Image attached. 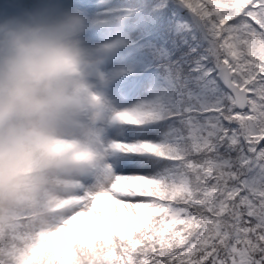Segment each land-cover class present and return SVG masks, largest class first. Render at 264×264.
Wrapping results in <instances>:
<instances>
[{"label":"snow or ice","instance_id":"snow-or-ice-1","mask_svg":"<svg viewBox=\"0 0 264 264\" xmlns=\"http://www.w3.org/2000/svg\"><path fill=\"white\" fill-rule=\"evenodd\" d=\"M185 3L211 28L221 65L231 73L240 95L247 98L249 118L254 112L262 128L244 141L248 148L243 159L236 161L223 153L217 156L228 145L240 148L239 142L228 138L231 130L226 129L209 142L205 159L190 162L185 178L168 181L158 175L160 169L152 156L143 154L170 159L171 149L152 140H130L146 135L149 129L139 127L143 118L138 113L118 112L112 122L137 127L112 130L111 168L100 176L102 189L80 188L76 211L106 222L109 209L100 201L110 196L133 213L151 209L161 214L153 217L155 227L150 230L95 237L100 245L115 240L123 264H264V183L249 185L242 171L254 162L264 168V0ZM233 117L242 118L237 113ZM169 221L179 223L184 231L170 234L168 243L149 236V231L155 235L156 228Z\"/></svg>","mask_w":264,"mask_h":264},{"label":"clouds","instance_id":"clouds-1","mask_svg":"<svg viewBox=\"0 0 264 264\" xmlns=\"http://www.w3.org/2000/svg\"><path fill=\"white\" fill-rule=\"evenodd\" d=\"M98 26L52 4L0 18V217L41 204L67 165L88 174L103 162L115 115L107 65L130 41L92 42Z\"/></svg>","mask_w":264,"mask_h":264},{"label":"rangeland","instance_id":"rangeland-1","mask_svg":"<svg viewBox=\"0 0 264 264\" xmlns=\"http://www.w3.org/2000/svg\"><path fill=\"white\" fill-rule=\"evenodd\" d=\"M127 4H129V2L126 3L124 0H58L57 4L52 5L61 8L76 7L86 12L89 17L93 18L99 26L93 28L87 33L89 40L92 42H102L117 37L132 41L134 39L130 38L129 34L136 29L142 30L138 37L145 33L150 35H147L139 44L133 45L127 49L119 50L107 65V68L114 76L113 82L108 89V95L114 106L115 114L122 111L136 112L143 118V122H151V120L149 121L147 118L149 114H153V118L159 119L166 116L163 113L164 109H170L172 106L177 105L178 98L176 95L179 92L176 84L177 80L169 69L157 67L148 73L141 83V89L137 90L138 86L136 87L135 85V79L128 77L127 70L138 65L145 66L155 61L150 58L151 53L157 48L156 47L153 50L152 46H155L158 42H156L158 34H151L154 28L153 23L157 21L158 18L162 17L166 4L167 8L169 5H173L174 7L175 5L173 0H161L160 3H156L158 6L154 8L158 16H152L153 18L148 20L146 14H143L135 23L125 25L120 31H118L117 28L120 26L109 28L108 24L104 25V23H106L105 19L113 18L115 11L122 5ZM173 14L175 15V13ZM8 15L12 14L6 3H4L3 8H0V18ZM176 16L175 21L172 22H174V27L177 31L191 27L193 24L197 27L196 29H202L203 24L194 12L185 11L184 13H181V15ZM111 31L113 32L112 35L110 33ZM203 35L206 36L205 31L203 32ZM208 38L209 37H206L207 40H209ZM164 41L163 38L161 42L163 43ZM132 51L133 53H130ZM208 52L212 64L207 61L204 62V58L199 59L200 61L198 60L196 62V65L200 67V72L198 73L200 83L205 86V91L208 92V89H211L210 94L213 98L217 97V103L225 98L229 104L235 105L232 94L227 92L217 79L215 64L220 62V60L218 59L215 46H209ZM206 103L207 102L205 101V104ZM237 111L240 113L241 110L239 109ZM146 113L149 114L146 116ZM249 115L250 106L244 116L249 117ZM231 118L232 121L242 120V118L236 119L233 115H231ZM109 127L115 129L117 127L132 128L137 126L111 121ZM139 127L149 129L147 126L139 125ZM253 127L254 126H250V132H253ZM235 135V133H231L230 139H233ZM111 137L112 139L104 145L105 156L102 157L103 162L96 164L97 170L95 171V177L91 182H84L81 187H78L77 184L70 188H49L45 193V206H55V208L62 206L63 208L54 212L51 220L46 224L41 225L40 231L37 229V237L32 236L29 229H25L23 225L18 224L19 231L20 226L23 231H17L18 233H29V235L32 236V239L29 242V253H24L18 258V260L24 258L22 264H82L87 259L84 256V254L87 253V249L91 251L94 250V242L97 243L95 237H111L113 232H128L134 234L136 228L139 226H145L154 216H157L158 214L161 215L159 212H154L151 209L147 212L138 211L136 213L127 209L126 213L124 212L125 216L122 214L118 215V213H116L118 204L115 199L110 196L102 197L100 201L102 206H107L109 209L106 216V222L97 219L92 215H82L81 212L76 211V205L79 203L78 190L80 188L88 186L91 188L102 189L100 176L105 169L111 168L109 160L111 153L109 148L112 144V140L115 138L113 136ZM131 139H147L162 145H167L166 148L171 149L168 154L176 159H174V161H160L154 159L158 163L160 169L158 175L163 179L168 178V181H179L180 179L185 178V167L178 161V156L182 155L178 150L181 148L183 141L179 140L178 128L173 120L161 127L150 128L146 135L130 138V140ZM103 142V140H100L101 144H103ZM72 143V138H69V144L71 145ZM129 155H132L137 160L140 159L136 153H130ZM248 155L251 156L252 154L250 153ZM244 156L245 153L242 152L240 157ZM135 170L144 171V168H138ZM248 173L250 179L253 180V184L259 185V183H264V168L258 166V162H254L251 167L248 168ZM57 178L67 182L72 179H81L76 173H69L66 170L58 175ZM167 224L169 225L168 228H157L155 235L150 231L149 236L153 239H155L156 236H159L163 242L168 243L170 234H174L178 231L182 233L184 231L181 226H176L175 228V224L170 226V221ZM130 238L132 239L133 237L129 236V239ZM78 240H83V244L76 245V241ZM112 241V239H109L108 242L102 245L103 249L99 250L103 254L101 256L103 258L102 261L104 264H123V257L120 256L118 251H116L117 244L115 241ZM107 243L111 246L109 247ZM137 247H139V244H137ZM109 250L114 254L109 255ZM51 252H55L57 255L53 258V263H49L47 260L50 256H53Z\"/></svg>","mask_w":264,"mask_h":264},{"label":"trees","instance_id":"trees-1","mask_svg":"<svg viewBox=\"0 0 264 264\" xmlns=\"http://www.w3.org/2000/svg\"><path fill=\"white\" fill-rule=\"evenodd\" d=\"M124 1H126V3L129 2V4L119 9L120 12L125 11L124 14L117 16L119 18L128 13L134 14L141 11L146 14L148 19L153 18L152 16H158L154 8L158 6L156 3H160L161 0ZM173 1L175 5V0ZM183 1L185 3V0ZM195 2L200 3L201 0H195ZM164 9L165 11L162 13V17L158 18L157 21L153 23V27L154 30L164 34L165 41L163 43L161 41L160 43L157 42V44L153 46V48H157L152 53V59L156 60V62L160 64V67L170 69L172 75H174L177 80L176 84L179 92L177 96V107L172 106L170 108L171 110L164 109L163 113L166 116L159 119L172 118L175 120V124L178 128L179 140L183 141L181 148L178 150V152L182 154L178 156V161L184 164L186 177L189 174L188 170L192 160H202L207 157V145L209 142L217 140L220 134L226 130L229 125L230 129H232L233 124L231 125V115L237 113L242 116V119H246L244 114L247 113L250 105L248 104L247 107L239 113L236 112L235 105L229 104L227 99L220 98L221 101L219 103H217V101L211 103L208 102L207 97L209 93L207 91H197L201 83L200 78L197 77L200 72V67L196 65V62L204 58V62L207 61L212 64L208 48L209 46H215V37L209 25L191 8L188 7L186 11H192L198 16L203 24L202 29H196L197 27L193 24L191 27L177 31L172 21H175L176 15H181V13L177 11L173 5H169L167 8L166 4ZM173 13H175V15ZM204 31L206 36L203 35ZM133 35H135V33H133L132 36ZM206 37H209V40H207ZM218 64H220V62H218ZM205 101H207L206 104ZM152 115L153 114L146 115L149 121L155 119ZM209 115L212 117H209ZM251 115L255 117L254 112ZM231 133L233 132L231 131ZM228 138L230 139V136ZM230 140L239 142L240 148L236 149L228 145L224 148H220L217 156L223 153L224 156L236 159L241 156L242 152H247L248 146L244 144L242 134H236L233 139ZM164 146L167 147V145ZM167 155L169 157L171 156L168 153ZM221 159H223V157H221ZM224 161L226 160H223V162ZM165 180L169 179L167 178ZM45 209L43 200L41 204L20 211L15 216L5 215L0 217V264H22L24 258L20 260H18V258L24 253H29V242L32 236L37 237L38 226L44 217L47 216L44 213ZM157 216H159V214ZM18 224L23 225L25 229H29L32 236H30L29 233H18L20 231L23 232L21 226L19 231ZM172 225L174 224L171 223L170 226ZM176 226L181 225L177 223L174 228ZM153 227H155V221L152 218L145 226L136 228L135 233L150 230ZM168 227L169 225L166 224L163 228L166 229ZM114 241L115 240L112 242ZM82 244L83 240L76 241V245ZM107 245L109 247L111 246L109 243H107ZM93 248V251L87 249V253L84 254L87 259L82 264H104L102 261L103 258L101 257L103 254L99 251L103 249V246L94 242ZM51 254H53V256L47 259L49 263H53V258L57 256L55 252H51Z\"/></svg>","mask_w":264,"mask_h":264},{"label":"bare ground","instance_id":"bare-ground-1","mask_svg":"<svg viewBox=\"0 0 264 264\" xmlns=\"http://www.w3.org/2000/svg\"><path fill=\"white\" fill-rule=\"evenodd\" d=\"M156 35L158 34V37H156L157 39H156V42L158 41V43H160V41L164 38V34L163 33H155ZM154 35V34H153ZM220 64H218V63H216L215 64V68H216V72H217V79H218V81L220 82V84L222 85V87L227 91V92H229L230 94H232L224 85H223V83L220 81V79H219V77H218V66H219ZM161 68H163V67H161ZM167 69H169V68H167ZM170 70V69H169ZM198 77V76H197ZM233 79V78H232ZM210 90L211 89H208V102H211V103H214V102H216V97L215 98H213L212 97V95L210 94ZM197 91L199 92V91H201V92H203V91H205V86L203 85V84H201L200 86H199V88L197 89ZM206 92V91H205ZM232 96H233V94H232ZM233 98H234V96H233ZM207 102V101H206ZM234 103H235V99H234ZM247 105H248V103H247ZM235 106H236V104H235ZM247 107V106H246ZM245 107V108H246ZM244 108V109H245ZM244 109H240V110H244ZM237 110H239V108H237V106H236V112H238ZM209 116H211V115H209ZM233 124V125H232ZM231 125H232V129H230V125L228 126V128L227 129H230L233 133H235V134H238V135H240V134H242L243 135V142L245 141V140H247L249 137H254L256 134H257V130L258 129H261L262 128V125H261V123H260V121L259 120H257V119H255V117L254 116H252V118L250 119L249 117H246V119H242V120H240V121H231ZM250 126H254L253 128H254V130H255V132H254V130H253V132H250ZM245 144V143H244ZM245 145H247V144H245ZM262 145H264V142H262ZM248 146V145H247ZM244 157H238V158H236V161H238V160H240V159H243ZM229 161L228 160H226V161H224V163H228ZM180 164H182V165H184L183 163H181L180 162ZM243 171V173H244V175H245V177H246V179H247V181H248V183H249V185H251V184H253V180H251L250 179V177H249V173H248V168H245V169H243L242 170ZM259 184H261V183H259ZM126 211H127V209H125V207L123 206V205H118L117 206V211H116V213H118V215H123V216H125V214H124V212L126 213Z\"/></svg>","mask_w":264,"mask_h":264},{"label":"water","instance_id":"water-1","mask_svg":"<svg viewBox=\"0 0 264 264\" xmlns=\"http://www.w3.org/2000/svg\"><path fill=\"white\" fill-rule=\"evenodd\" d=\"M176 7L180 12H185L187 10V5L183 0H175ZM218 77L223 85L233 94L235 99V104L237 108L244 109L247 106V98L241 96L236 86L233 84L232 75L230 72L226 71L225 68L221 65L218 66Z\"/></svg>","mask_w":264,"mask_h":264}]
</instances>
